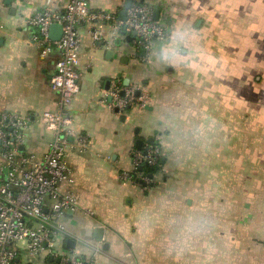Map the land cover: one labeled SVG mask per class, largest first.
Wrapping results in <instances>:
<instances>
[{"label": "crops", "instance_id": "1", "mask_svg": "<svg viewBox=\"0 0 264 264\" xmlns=\"http://www.w3.org/2000/svg\"><path fill=\"white\" fill-rule=\"evenodd\" d=\"M125 1L88 6L118 19ZM138 1L165 25L148 53L114 38L110 22L77 27L69 140L88 145L67 154L73 184L62 189L78 210L61 218L57 249L95 264H264V0ZM67 2L0 0V114L29 119L22 151L38 157L51 140L40 117L56 109L58 55L41 56L27 21ZM114 85L146 95V105L110 110L100 101ZM138 141L161 151L148 189L120 180Z\"/></svg>", "mask_w": 264, "mask_h": 264}, {"label": "built area", "instance_id": "2", "mask_svg": "<svg viewBox=\"0 0 264 264\" xmlns=\"http://www.w3.org/2000/svg\"><path fill=\"white\" fill-rule=\"evenodd\" d=\"M93 21L110 22L114 38L135 33L132 45L136 51L143 49L148 53L156 40L165 37L164 22L154 21L152 9L138 0H133L125 22L111 14L90 12L88 0H68L61 12L36 11L28 19L27 25L34 31L31 41L41 56L58 55L55 74L50 81L58 101L54 111L44 112L40 117V123L51 135L48 149L41 157L20 150L24 146L29 119L0 114V264H95L75 251L59 250L56 246L57 239L65 235L61 218L67 212L78 210L76 196L62 187L73 184L68 151L77 147L82 151L88 142L84 137L77 138V147L70 142L74 135L68 111L79 93L77 27ZM54 24L62 27L61 37L56 42L49 39V28ZM101 36L99 31L92 32L94 41L100 42ZM147 101L148 97L136 89L114 85L100 102L124 114L134 107L143 108ZM130 160V171L120 174L122 183H144V189L151 187L153 173H145V170L160 171V148L135 149Z\"/></svg>", "mask_w": 264, "mask_h": 264}, {"label": "water", "instance_id": "3", "mask_svg": "<svg viewBox=\"0 0 264 264\" xmlns=\"http://www.w3.org/2000/svg\"><path fill=\"white\" fill-rule=\"evenodd\" d=\"M132 2L133 0H126L122 9L118 11L117 15H118V19L122 22H125L126 21V18H127V11L130 9L131 5H132ZM158 16H159V11L158 10H155L154 13H153V19L154 21H157L158 20ZM61 34H62V27L60 25H57V24H54V25H51L50 28H49V39L52 41V42H56L60 39L61 37ZM135 37V33H132L130 36H127L126 37V40L128 43H131L132 40L134 39ZM117 44H119V41L117 42ZM140 53L143 54L144 53V50L141 49L140 50ZM126 85V83H125ZM109 87V84H107V88ZM121 95L123 96L124 94L121 93ZM138 96V93L136 94ZM115 113H118V111L115 110ZM122 118H124V116H122ZM149 144H153V139H150L149 141ZM135 148L137 150H140L141 149V143L140 141L136 142V145H135ZM22 151V148L20 149ZM144 168H147L146 166ZM143 168L140 169V171H142ZM151 176V175H150ZM140 186L142 187H146V184L144 183H140ZM97 234H102V231L97 229V231L95 232ZM101 237L102 236H99L97 237L98 240H101ZM73 246V242L72 241H69L67 243V247L68 248H71ZM49 261H51V259H49Z\"/></svg>", "mask_w": 264, "mask_h": 264}, {"label": "clouds", "instance_id": "4", "mask_svg": "<svg viewBox=\"0 0 264 264\" xmlns=\"http://www.w3.org/2000/svg\"><path fill=\"white\" fill-rule=\"evenodd\" d=\"M178 55V51L176 49H173L171 52V56H177ZM164 59H169V55L165 54Z\"/></svg>", "mask_w": 264, "mask_h": 264}, {"label": "trees", "instance_id": "5", "mask_svg": "<svg viewBox=\"0 0 264 264\" xmlns=\"http://www.w3.org/2000/svg\"><path fill=\"white\" fill-rule=\"evenodd\" d=\"M145 169H147V168H145ZM155 173V171L154 170H152V169H148L147 171L145 170V173Z\"/></svg>", "mask_w": 264, "mask_h": 264}]
</instances>
